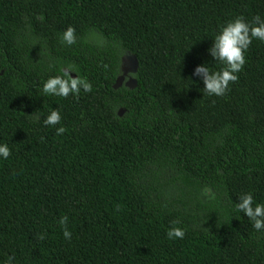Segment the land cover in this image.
<instances>
[{"label":"trees","instance_id":"16d2710c","mask_svg":"<svg viewBox=\"0 0 264 264\" xmlns=\"http://www.w3.org/2000/svg\"><path fill=\"white\" fill-rule=\"evenodd\" d=\"M256 15L264 0H0V264H264V233L233 203L264 202V43L223 97L192 75L221 67L207 54L221 26ZM126 55L137 86L114 90ZM70 64L92 91L41 97ZM50 107L60 136L36 120Z\"/></svg>","mask_w":264,"mask_h":264},{"label":"clouds","instance_id":"9594fccd","mask_svg":"<svg viewBox=\"0 0 264 264\" xmlns=\"http://www.w3.org/2000/svg\"><path fill=\"white\" fill-rule=\"evenodd\" d=\"M59 43L62 46L71 47L76 44V30L69 25L59 34ZM257 40L264 43V17L256 15L251 21L238 16L226 22L220 27L219 31L212 38V46L207 50V54L215 61V65L221 67L213 70L209 62L201 63L194 68L192 75L199 78L203 84L201 89L203 94L209 97H223L230 89V85L236 83L238 74L243 70L246 63L245 53ZM60 75L49 76L42 82L37 91L41 97H61L68 98L70 95L79 97L81 92L89 93L92 91V84L86 77H81L73 65H67L61 68ZM75 73V78L71 75ZM192 81V80H191ZM42 112V111H41ZM36 120L43 127L55 128L57 136L65 132L61 125L62 116L59 107H50L46 115L41 120L36 116ZM11 155V149L7 143H0V160H7ZM205 199H214L216 193L212 188L205 187L201 190ZM238 202L234 203V211L242 213L251 223V227L258 233H264V202L256 200L252 191L241 193L237 197ZM68 216H61L59 225L61 226L64 240L71 241L72 232L67 227ZM179 222L174 221L168 228L166 236L169 240H182L185 236L184 228L178 226ZM43 240L45 236H38ZM2 264H16V257L10 255Z\"/></svg>","mask_w":264,"mask_h":264},{"label":"water","instance_id":"95a60500","mask_svg":"<svg viewBox=\"0 0 264 264\" xmlns=\"http://www.w3.org/2000/svg\"><path fill=\"white\" fill-rule=\"evenodd\" d=\"M138 70V61L135 56L132 55H126L122 59V64H121V76L117 79L115 85L113 86L114 90L119 89L122 87L123 82L125 80V76L127 74H132L135 75ZM137 86L136 80L131 78L129 82L125 85L126 88L129 89H135ZM123 115V111L119 112V116L121 117Z\"/></svg>","mask_w":264,"mask_h":264},{"label":"flooded vegetation","instance_id":"af4514ba","mask_svg":"<svg viewBox=\"0 0 264 264\" xmlns=\"http://www.w3.org/2000/svg\"><path fill=\"white\" fill-rule=\"evenodd\" d=\"M131 78H133V77H132V74H127V76H125V80H124V82H123V85L125 86V85L129 82V80H130ZM123 85H122V86H123Z\"/></svg>","mask_w":264,"mask_h":264}]
</instances>
